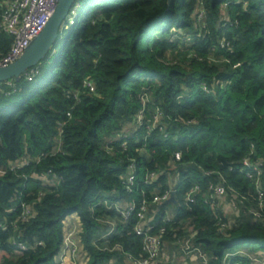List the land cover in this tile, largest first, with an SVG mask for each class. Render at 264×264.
<instances>
[{"label": "trees", "instance_id": "trees-1", "mask_svg": "<svg viewBox=\"0 0 264 264\" xmlns=\"http://www.w3.org/2000/svg\"><path fill=\"white\" fill-rule=\"evenodd\" d=\"M0 170V264H55L72 214L86 264L141 257L143 199L158 264L186 243L193 264H264V0H75L45 57L0 82Z\"/></svg>", "mask_w": 264, "mask_h": 264}, {"label": "built area", "instance_id": "built-area-1", "mask_svg": "<svg viewBox=\"0 0 264 264\" xmlns=\"http://www.w3.org/2000/svg\"><path fill=\"white\" fill-rule=\"evenodd\" d=\"M57 0H3L2 9L0 13V29L11 36V45L8 51L0 55V67L6 66L9 63L20 57L29 43L40 33L45 23L51 16ZM34 70H31L27 76L30 80ZM92 90L93 88L90 87ZM141 116H138L140 119ZM175 159H179V153L174 154ZM246 163V162H245ZM130 172L126 178V188L131 191L133 184L132 165L129 166ZM152 176V174L150 175ZM196 188L192 189L194 192ZM173 190L165 191L161 196H154L153 202H159L169 198L170 193ZM191 192L188 194V199L191 200ZM214 195H222L224 188L221 185H216L212 188ZM107 204V203H105ZM118 203H114V207L123 216L129 215L135 207L134 202H130L127 208H119ZM27 212V210H26ZM147 203L143 199L139 203L138 210L136 212L137 222L134 225V232L140 236L142 243V250L144 255L141 257L128 256V259L132 260L134 264H158L159 263V250L161 244V234L163 228L157 232H151L152 225L149 224V220L146 218ZM110 226L100 237L104 238L115 231V225L113 222H109ZM80 231L78 219L76 222L65 218L63 221V242L60 251L57 254V260L55 264H65L66 261L71 260V264H77L79 258V239L78 234ZM190 243H186V253L195 250L198 253L201 261L205 263V256L197 248L189 250ZM20 248H24L22 244H18ZM252 260L257 261L252 258ZM70 264V263H68Z\"/></svg>", "mask_w": 264, "mask_h": 264}, {"label": "water", "instance_id": "water-1", "mask_svg": "<svg viewBox=\"0 0 264 264\" xmlns=\"http://www.w3.org/2000/svg\"><path fill=\"white\" fill-rule=\"evenodd\" d=\"M75 0H57L56 6L40 33L29 43L23 54L6 66L0 67V82L18 81L30 67L42 60L58 37V32L68 19ZM171 196L169 200H172Z\"/></svg>", "mask_w": 264, "mask_h": 264}, {"label": "crops", "instance_id": "crops-1", "mask_svg": "<svg viewBox=\"0 0 264 264\" xmlns=\"http://www.w3.org/2000/svg\"><path fill=\"white\" fill-rule=\"evenodd\" d=\"M68 219L72 220L73 222L77 221V216L75 214H72L70 216H68ZM79 252H80V256L79 258L85 261V264L88 261V255H86V253L81 250V247H79ZM163 261H165L167 264H193L196 262L197 258L195 257V255H193L194 253H184V254H180L179 252H177V250L175 248H173V246H167L165 245V248L163 249ZM85 254V257H84ZM78 258V261H79ZM57 256L55 257V260H57ZM54 260V261H55ZM71 264V260L68 259V261H66L65 264ZM78 264V263H77ZM107 264H113L112 262H109ZM120 264H134L132 262V260L122 257L120 260Z\"/></svg>", "mask_w": 264, "mask_h": 264}, {"label": "rangeland", "instance_id": "rangeland-1", "mask_svg": "<svg viewBox=\"0 0 264 264\" xmlns=\"http://www.w3.org/2000/svg\"><path fill=\"white\" fill-rule=\"evenodd\" d=\"M69 22H71V19H69ZM178 36L175 37L174 40V47L171 50H168L166 55H165V60L166 61H173L177 59L178 53L183 52L189 45H190V38H189V33H185V31L178 30ZM171 39V38H170ZM148 96V95H147ZM144 96V99L147 100L148 97ZM1 172V170H0ZM85 257V254H84ZM78 264H85L84 258H79Z\"/></svg>", "mask_w": 264, "mask_h": 264}]
</instances>
